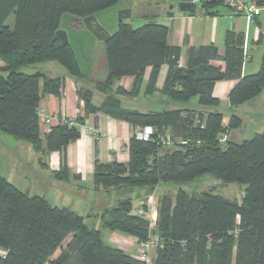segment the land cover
Wrapping results in <instances>:
<instances>
[{
  "label": "trees",
  "instance_id": "trees-1",
  "mask_svg": "<svg viewBox=\"0 0 264 264\" xmlns=\"http://www.w3.org/2000/svg\"><path fill=\"white\" fill-rule=\"evenodd\" d=\"M120 0H0V128L17 139L30 142L36 151L64 153L68 143L80 136L72 122L50 127L43 141L38 108L46 94L60 95L64 77L42 72L25 73L20 67L56 60L70 74L86 80L69 43L56 32L66 13L86 17L116 5ZM264 7V0H255ZM209 9L222 0H200ZM14 16V22H9ZM166 25L149 21L140 27L121 20L118 30L105 42L108 76L95 88L106 93L100 106L92 103L87 86L77 89L86 112L104 111L126 120L133 128L152 126L153 138L142 140L136 133L128 145V162L98 160L94 163L95 188L155 187L161 182H189L212 174L225 182L247 185L241 203L212 191L191 193L179 188L164 194L158 204L154 226L144 215L133 212V201L125 198L104 211L102 227L131 235L138 241L156 235L160 243L152 264H264V131L240 143L221 135L238 128L242 120L232 114L227 126L223 114L194 109L140 112L121 106L118 94L126 91L115 81L132 76L130 95L143 82L151 67L148 91L156 89L160 68L168 65L162 92L170 100L187 101L198 96L204 106H218L215 83L235 79L229 92L231 106L259 95L264 88V53L257 72L243 75L245 33L229 30L225 51L214 43L191 46L187 66H180L181 47L168 40ZM222 60L225 67L211 64ZM42 82V85H41ZM170 134L175 143L163 144ZM173 147L165 149L162 148ZM67 178L64 168L58 175ZM67 247L54 260L51 256L66 238ZM0 264H146L125 250L107 244L100 228L89 227L77 212L51 204L44 196L30 195L0 174Z\"/></svg>",
  "mask_w": 264,
  "mask_h": 264
},
{
  "label": "crops",
  "instance_id": "crops-1",
  "mask_svg": "<svg viewBox=\"0 0 264 264\" xmlns=\"http://www.w3.org/2000/svg\"><path fill=\"white\" fill-rule=\"evenodd\" d=\"M178 1L131 0V3H128L132 9L131 20L128 18L125 21L132 25L137 22L144 24L149 21L166 25L169 28V43L181 47L179 63L182 67L187 66L188 49L191 46L214 43L218 46L219 53L223 54L226 33L229 30L244 32L245 61L242 73L246 75L259 70L264 53V7H260L256 11L255 17L251 21L223 3L206 9L200 2H197L193 11H181L178 7L170 8V5ZM91 54L93 66L91 76L86 80L73 76L57 61L62 66L58 67V74H49L48 76L64 77L63 90L60 95L46 94L41 101V106L47 113H57L63 118L74 119L80 136L68 143L64 153L58 150L45 152L43 150L36 151L30 142L17 139L0 128V165L2 164L0 174L30 195L44 196L53 205L69 208L85 219L94 217L100 222L101 216L107 208L115 206L125 198H131L134 201L136 192V196L142 197V201L136 207L133 202L134 213H137L143 205H147L146 211L151 213L147 218L151 222H156L159 200L164 194H167L152 195L160 183L153 188L144 187L145 189L143 188L141 193H137L134 189L136 187L95 188L93 181L95 161L128 162L129 141L137 128H133L126 120L115 118L104 111L96 113L85 111L84 102L77 93L79 86L84 85L92 90L91 101L94 106H100L106 97V93L95 88L96 82L104 81L108 76L104 42L96 41ZM210 62L213 65L225 67L222 60L215 59ZM167 71L168 65L163 64L160 68L156 89L153 92L148 91L150 66L145 69L141 88L136 94L130 95L134 79L132 76H124L115 81L112 90L116 91L118 87H121L126 91L124 94L117 95L121 106L125 109L140 112L194 109L205 113L217 109L223 114L224 126L229 124L232 114L237 113L242 118L245 106L264 103L263 88L259 95L237 106H231L228 96L231 89L237 84L235 79H224L215 83L213 94L220 101L218 106H204L200 104L198 96H193L187 101L170 100L162 92ZM263 113L264 111H261L260 115ZM252 116H256V113ZM231 130L221 135L222 141H229L228 135ZM47 131V127L41 126L43 141ZM16 155L18 156L14 157ZM64 168L68 172V177L63 179L58 175ZM36 184L37 186H35ZM154 225L151 223V226ZM113 235L119 234L113 232ZM121 236L127 245L117 247L136 253L137 238L125 234ZM5 253L4 249L0 251V255Z\"/></svg>",
  "mask_w": 264,
  "mask_h": 264
},
{
  "label": "rangeland",
  "instance_id": "rangeland-1",
  "mask_svg": "<svg viewBox=\"0 0 264 264\" xmlns=\"http://www.w3.org/2000/svg\"><path fill=\"white\" fill-rule=\"evenodd\" d=\"M130 20H131V18H130ZM9 22H11V23L14 22V16L10 17ZM142 24L143 23L137 22V23H133V26L137 28V27H140ZM1 65H3V63L0 60V66ZM59 66H61V65L56 60L55 61L52 60V61H43V62H38V63H34V64L24 65V66L20 67V70L25 72V73H33V72L38 71V72H42V73L47 74V75H49V74L52 75V74H58L57 71H58ZM250 107H251V109H250ZM244 108H245V110H244L245 112L243 113L242 118L239 115H237V113H236V115L241 118L242 124L240 127L234 128L231 130V133L228 135L229 141L240 143L245 139L251 138L252 136H254V134L264 131V113H263V115H260V112L264 111V103H261L259 105L258 104L257 105L252 104L250 106H245ZM250 111H252V113H249ZM255 113H256V116H252ZM221 139H222V136H221ZM222 143H223V146H225L227 144L225 141H222ZM167 146H172V145H167ZM169 148H173V147L162 148L161 152H164L165 149H169ZM17 156L18 155L14 156V157H17ZM14 168H15V166H14ZM15 171H16V169H15ZM35 186H37V184ZM144 187H147V186H139V187H136L134 189L137 191V193H141V191ZM179 188H183L184 190L191 192V193H198V192H203V191H212L213 193L218 194V195H220L226 199H229L232 201H237L238 203H241L243 200V197L245 196L247 185L244 183H239V182H225V181L217 178L216 176H214L212 174H205L201 177H197L196 179H194L192 181L184 182V183L183 182H181V183H178V182H161L159 184V186H157V190L154 193H152V195L158 196L162 193L174 194ZM33 189H34V187H33ZM37 192H39V191H37ZM134 194H135V196H134L133 202H134V207H136L142 201V197L138 198L136 196V192ZM112 207H114V206H112ZM112 207H110V208H112ZM147 207H148L147 205H143V207L140 208V209L144 210V213L142 215H144L146 217H148V215L151 214L149 211H146ZM110 208H107V209H110ZM134 209L135 208H133V212H134ZM137 213H138V211H137ZM101 218H102V216H101ZM150 219H151V217H150ZM84 221H85V224L89 227L100 228L102 231L103 240L107 244H110L112 246H122V247H125L127 245L126 244L127 242L121 236L123 233H121L119 231H115L119 235H113V232H111V230L104 229L102 227V221L100 222L99 220H97L94 217H92L90 219H85V217H84ZM151 223L155 224L156 222L152 221ZM125 235H127V234H125ZM73 236H74V234H70L66 238V240L63 242L62 246L60 248H58L55 251V253L51 256L50 261L56 259L62 253V251L67 247V244L72 240ZM136 244L138 247L136 253L132 252L133 253L132 254L131 251H128V250H125V251L131 255H134V254L138 255L140 253L138 240H137ZM155 249L156 248H153L149 253V257L151 258L150 259L151 261L154 259ZM46 264H50V262H48Z\"/></svg>",
  "mask_w": 264,
  "mask_h": 264
},
{
  "label": "water",
  "instance_id": "water-1",
  "mask_svg": "<svg viewBox=\"0 0 264 264\" xmlns=\"http://www.w3.org/2000/svg\"><path fill=\"white\" fill-rule=\"evenodd\" d=\"M131 0H120L116 5L79 17L66 13L62 16L56 35L62 43H69L75 53L82 73L90 77L93 59L92 50L96 41L105 42L118 30V23L131 17ZM197 6L194 0H179L170 5L181 11H193Z\"/></svg>",
  "mask_w": 264,
  "mask_h": 264
},
{
  "label": "built area",
  "instance_id": "built-area-1",
  "mask_svg": "<svg viewBox=\"0 0 264 264\" xmlns=\"http://www.w3.org/2000/svg\"><path fill=\"white\" fill-rule=\"evenodd\" d=\"M195 2H200V0H194ZM210 1V0H208ZM222 3L228 8L232 9L235 12L243 14L248 20H253L256 14V11L260 8L255 0H222ZM63 90V88H62ZM38 116L40 126H45L50 129L51 126L58 124L60 122H72L75 123L72 118H63L57 113L49 114L46 112L45 108L40 106L38 108ZM156 132V129L152 126H145L138 128L136 133L137 138L142 140H149L153 138V134ZM160 140L165 145H173L175 143L174 139L170 134L160 136ZM139 214H143V209H138ZM152 225H154L152 223ZM160 243V238L156 235H151L147 240L138 241L139 244V254L136 256L140 260L146 262V264H152L149 253L153 248H156ZM3 249L0 248V251Z\"/></svg>",
  "mask_w": 264,
  "mask_h": 264
}]
</instances>
